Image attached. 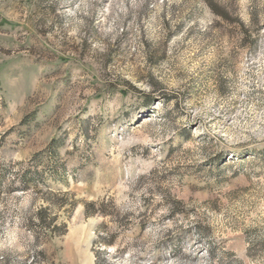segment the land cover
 <instances>
[{
	"label": "rangeland",
	"instance_id": "374dc122",
	"mask_svg": "<svg viewBox=\"0 0 264 264\" xmlns=\"http://www.w3.org/2000/svg\"><path fill=\"white\" fill-rule=\"evenodd\" d=\"M0 264H264V0H0Z\"/></svg>",
	"mask_w": 264,
	"mask_h": 264
},
{
	"label": "trees",
	"instance_id": "16d2710c",
	"mask_svg": "<svg viewBox=\"0 0 264 264\" xmlns=\"http://www.w3.org/2000/svg\"><path fill=\"white\" fill-rule=\"evenodd\" d=\"M208 6L210 7V9L212 10V12L218 16V17H222L223 19L226 18V13L222 10V9H217L214 5L208 3ZM150 106V104H149Z\"/></svg>",
	"mask_w": 264,
	"mask_h": 264
}]
</instances>
